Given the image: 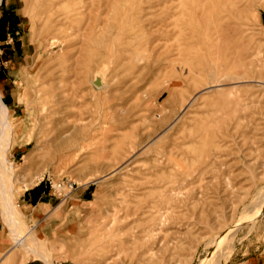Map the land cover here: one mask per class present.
Listing matches in <instances>:
<instances>
[{"label": "rangeland", "instance_id": "374dc122", "mask_svg": "<svg viewBox=\"0 0 264 264\" xmlns=\"http://www.w3.org/2000/svg\"><path fill=\"white\" fill-rule=\"evenodd\" d=\"M195 1L1 0L12 199L50 264H264V0Z\"/></svg>", "mask_w": 264, "mask_h": 264}, {"label": "bare ground", "instance_id": "6f19581e", "mask_svg": "<svg viewBox=\"0 0 264 264\" xmlns=\"http://www.w3.org/2000/svg\"><path fill=\"white\" fill-rule=\"evenodd\" d=\"M197 1V0H196ZM195 1V2H196ZM199 1V0H198ZM197 1V2H198ZM208 1V0H207ZM213 1H215V0H213ZM221 1V0H220ZM0 2H1V0H0ZM200 2V1H199ZM201 2H204L203 0L201 1ZM200 2V3H201ZM28 3H29V1H28ZM27 3V4H28ZM205 3V2H204ZM209 3H211L210 1L208 2V4ZM232 3V2H231ZM216 4V3H215ZM225 4H226V2H225ZM201 5V4H200ZM218 5V4H217ZM222 5V4H221ZM234 5V4H233ZM232 5V6H233ZM202 6H203V4H202ZM211 6H212V4H211ZM177 7V6H176ZM197 7V6H196ZM198 7H199V5H198ZM213 7V6H212ZM219 7V6H218ZM236 7V6H235ZM213 9H215V8H213ZM232 10L234 9V7L233 8H231ZM207 10V9H206ZM209 10H212V9H209ZM218 10V9H217ZM216 10V11H217ZM216 11H215V13H216ZM229 11H230V9H229ZM207 12V11H206ZM212 12H214V11H212ZM219 13V11L217 12V18H218V15H220V14H218ZM206 14H209V11H208V13H206ZM211 14V13H210ZM228 14V13H227ZM232 14V13H231ZM214 14H212V16H213ZM229 15V14H228ZM227 15V16H228ZM226 16V17H227ZM211 17V16H210ZM215 17V16H214ZM213 17V18H214ZM236 17V16H235ZM220 18V17H219ZM222 18V17H221ZM223 18H225V17H223ZM239 18V17H238ZM208 19H209V17H208ZM208 19L206 20V21H208ZM214 19H216V18H214ZM210 20H212L211 18H210ZM205 21V22H206ZM212 21H214V20H212ZM212 21H211V23L209 22L208 24L210 25V24H212ZM238 21V20H237ZM214 22H216V21H214ZM213 22V23H214ZM218 22V21H217ZM221 22V23H220ZM219 23L220 24H222V21H219ZM218 25V23H214V25ZM215 25V26H216ZM226 25V24H225ZM220 26V25H219ZM219 26H217V28L216 29H218V27ZM222 26V25H221ZM228 27V26H227ZM213 28V27H212ZM214 28V30H216ZM223 28V27H222ZM212 31V30H211ZM217 31V30H216ZM215 31V34L217 33ZM201 32H203V31H201ZM224 32V31H223ZM222 32V33H223ZM179 34V33H178ZM204 33H202V35H203ZM205 34H206V31H205ZM205 34H204V36H205ZM214 34V35H215ZM180 35V34H179ZM201 35V36H202ZM207 35V34H206ZM177 36V35H176ZM204 36H202V38L204 37ZM216 36V35H215ZM218 36V35H217ZM216 36V37H217ZM208 37L210 38V35H208ZM204 38H206V36L204 37ZM203 38V39H204ZM219 38V37H218ZM207 40H208V38H207ZM218 40V39H217ZM222 40V39H221ZM223 40H224V38H223ZM207 42V41H206ZM209 42H210V40H209ZM218 43V42H217ZM207 44V43H206ZM219 52V51H218ZM222 52V51H221ZM234 52V51H233ZM218 54H220V53H218ZM204 55V54H203ZM232 55H233V53H232ZM231 55V56H232ZM176 57V56H175ZM205 57V56H204ZM216 58V57H215ZM233 58H234V56H233ZM233 58H231V60L233 59ZM210 59V58H209ZM224 59V58H223ZM165 60V59H164ZM204 60V59H203ZM219 60V59H218ZM226 60V62H227V59H225ZM225 60L223 61H220V62H224V64H221V65H226V63H225ZM236 61H238V60H236ZM240 61V60H239ZM197 62H199V61H197ZM201 62V61H200ZM215 62H218V61H216V59H215ZM215 62H214V64H215ZM230 62V61H229ZM212 63V62H211ZM211 63H208V64H210L211 65ZM232 63H233V60H232ZM243 63V62H242ZM197 64V63H196ZM207 64V65H208ZM214 64H213V66H214ZM228 64V63H227ZM236 64V63H235ZM240 65H241V63H239ZM245 65H246V63H245ZM219 66V65H218ZM231 66H232V68L234 67V65H232L231 64ZM237 66V65H236ZM235 66V67H236ZM239 66V65H238ZM243 66V65H242ZM247 66V65H246ZM249 66V65H248ZM224 67V66H223ZM228 67V66H227ZM230 67V66H229ZM244 68V67H243ZM249 68H250V66H249ZM204 69V68H203ZM202 69V70H203ZM217 70L219 69L218 67L216 68ZM228 69V68H227ZM234 69V68H233ZM206 70V69H205ZM215 69L213 68V71H214ZM242 70V69H241ZM244 70V69H243ZM216 71V70H215ZM214 71V72H215ZM224 71V70H223ZM236 70H234V72H235ZM188 72H190V71H188ZM213 72V73H214ZM224 72H226V71H224ZM228 72H229V70H228ZM231 72H232V69H231ZM240 72H242V71H240ZM240 72H235V74L236 73H240ZM223 73V72H222ZM243 73H245V72H242V74ZM247 73V72H246ZM207 74V73H206ZM218 74H220V73H218ZM249 74V73H248ZM215 75V74H214ZM223 75L224 74H222V77H223ZM226 75L228 76V74L226 73ZM230 76L231 75H233V73L232 74H229ZM221 76V75H220ZM227 76H225V77H227ZM104 77V76H103ZM218 77V76H217ZM222 77H221V80H222ZM235 77V76H234ZM242 77V76H241ZM224 78V77H223ZM240 78V77H239ZM238 77H236L235 79H239ZM259 78V77H258ZM214 79V78H213ZM229 79H230V77H229ZM244 79H246V78H244ZM244 79H242V80H244ZM218 81H221L219 78L217 79ZM241 80V81H242ZM93 81V80H92ZM95 81V80H94ZM212 81V80H211ZM240 81V82H241ZM99 82V81H98ZM217 82V81H216ZM238 82V81H237ZM210 83V82H209ZM233 83V82H232ZM231 83V84H232ZM220 84V83H219ZM234 84V83H233ZM237 84V83H236ZM215 85V84H214ZM217 85V84H216ZM215 85V86H216ZM219 86V85H218ZM217 86V87H218ZM226 86V85H225ZM221 87H223V86H221ZM221 87H219V89H221ZM233 87L235 88V86H232V89H233ZM214 89H216V88H214ZM218 89V88H217ZM222 89H224V87L222 88ZM221 89V90H222ZM231 89V88H230ZM229 89V90H230ZM232 89H231V92H232ZM224 90H226V88L224 89ZM205 91V90H204ZM223 91V90H222ZM200 93V92H199ZM224 93V92H223ZM220 94H221V91H220ZM224 94H226V93H224ZM224 94H223V96H224ZM229 95V92H228V94H227V96ZM197 96V95H196ZM196 96H194V97H196ZM193 97V96H192ZM190 99H192V98H190ZM189 102V101H188ZM186 109V108H185ZM184 111V110H183ZM178 116V115H177ZM175 120V119H174ZM10 131H11V126H10V122H9V118H8V110H7V107H6V105L4 104V102L2 101V99H1V95H0V213H1V216H2V219L5 221V223L7 224L6 226H8V228L10 229L9 231H11V236H13V241H14V246H22V247H24V248H26L27 250L29 249L32 253H35L36 255H38L40 258H41V260L43 261V263L44 264H50L48 261H47V259H46V257L41 253V252H38V251H36V247H35V250L34 249H30L29 248V244L30 243H36L37 241H36V236H35V234L33 233V231L32 230H30V229H28V230H24L25 232L23 233V234H20V231H19V229H20V227H19V225H20V222H19V220H18V218H17V216L19 215V212H18V210H17V205L13 202V199H12V196H13V194L15 193L14 192V188H13V186H12V183H13V167L10 165V164H8V162H7V159H6V150H7V147H8V145H9V142H8V140H9V137H10ZM24 229V228H23ZM36 245V244H35ZM216 245H214V248H216L215 247ZM220 248V247H219ZM28 250V251H29ZM215 252V251H214ZM217 252V251H216ZM219 253V252H218ZM213 254V253H212ZM208 255V254H207ZM37 256V257H38ZM218 256V255H217ZM211 257V256H210ZM225 257V256H224ZM207 258V257H206ZM225 259V258H224ZM227 259V258H226ZM208 260V259H207ZM219 260V259H218ZM211 261V260H210ZM199 262H200V264H205L206 263V259L204 260V259H202L201 261L199 260ZM209 262V261H208ZM221 262H223V261H221ZM217 263H219V262H217ZM216 263V264H217ZM208 264V263H207ZM220 264V263H219ZM222 264V263H221Z\"/></svg>", "mask_w": 264, "mask_h": 264}, {"label": "crops", "instance_id": "0c3cea01", "mask_svg": "<svg viewBox=\"0 0 264 264\" xmlns=\"http://www.w3.org/2000/svg\"><path fill=\"white\" fill-rule=\"evenodd\" d=\"M40 192L39 189H36V191L33 192H26L22 193L20 196L21 205L23 207H35V205H32V201H34V198L36 197V194ZM1 217V214H0ZM33 219V218H32ZM48 219V213H45L44 215H41L34 219V222L32 223L31 227H34L37 229L38 234L41 235V239H50L51 238V231H49V226L46 223V220ZM45 230H48V233L45 232ZM5 237V229L0 221V264H12L13 261L9 260L8 257L11 253V248L13 244H9L4 240ZM38 256V255H37ZM38 258H40L38 256ZM41 259V258H40ZM42 261V260H41ZM33 260L27 261L25 264H33ZM43 263V261H42ZM44 264V263H43Z\"/></svg>", "mask_w": 264, "mask_h": 264}]
</instances>
